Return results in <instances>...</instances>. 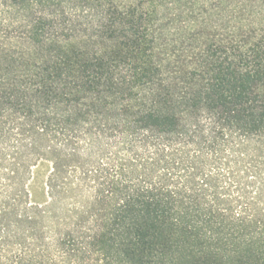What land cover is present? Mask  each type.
Instances as JSON below:
<instances>
[{
    "label": "trees",
    "instance_id": "trees-1",
    "mask_svg": "<svg viewBox=\"0 0 264 264\" xmlns=\"http://www.w3.org/2000/svg\"><path fill=\"white\" fill-rule=\"evenodd\" d=\"M0 264H264V0H0Z\"/></svg>",
    "mask_w": 264,
    "mask_h": 264
}]
</instances>
